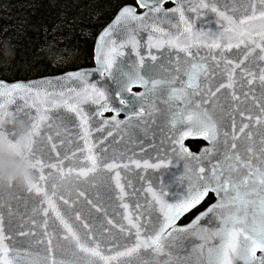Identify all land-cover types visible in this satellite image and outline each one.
<instances>
[{
    "label": "snow or ice",
    "instance_id": "snow-or-ice-1",
    "mask_svg": "<svg viewBox=\"0 0 264 264\" xmlns=\"http://www.w3.org/2000/svg\"><path fill=\"white\" fill-rule=\"evenodd\" d=\"M165 2L166 0H136L135 6H123L114 26L106 29L100 36L96 55V62L99 66L97 71L101 75L113 79L115 90L111 97L95 84H88L85 78L89 73L85 72L72 73L65 78L81 82L79 90L69 88L67 93L63 90L59 92L36 90L34 92L35 100L39 101L38 104L34 102L32 105L36 108L37 116L26 130L27 142L24 150H21L17 143L20 133L14 128L5 130L2 125L4 118L10 115L7 105L13 102L14 95L19 93L33 95V87L20 84L6 87L4 84H0V141L6 140L8 149L18 158L26 159L31 169L39 168L41 173L38 177L39 182L31 183L27 189L42 197L43 203L48 206L41 209L46 218L43 225L46 229L50 227L47 217L51 210L55 214V219L59 221V225H55L54 222L51 226L52 231L56 233V238L59 239V236L62 235L63 240L70 241L80 253L98 257L99 260L108 264L109 261L117 257L132 256L140 249H151L157 256L165 257L158 261V264H181L178 259L174 261L170 251V240L174 238L173 233L191 231L192 234H196L198 231L200 233L198 239L203 241L195 249L199 264H264V139L260 140L256 148L258 155L255 161L251 156L247 159L242 158L241 153L237 151L238 145L235 143L240 138V134L245 133V129H250V123L253 120L255 124L264 125V64H259V71L256 72L253 71V67L245 63V61H249V57H252L253 61H264V0H242L243 16L238 20H234L232 16L218 10L215 6L218 0H208V2L196 0L195 6H193V0H175L177 7L170 10L163 8ZM186 3L188 8L184 7ZM210 5H212L211 11L216 13L221 21H226L227 26H223V31L216 33H194L189 19L186 18V12L198 14L199 9H207ZM137 6L147 11L138 15ZM169 13L172 14V17L178 16L180 24L184 26L179 35L166 32L158 24V21H162V19H171ZM132 22L138 23L132 26ZM115 25H121V28L119 33L113 37L116 30ZM177 28L179 30V25ZM138 29L149 32L147 43L144 45H141L135 35ZM202 37L208 38L202 39ZM165 45L177 51L167 54L164 61L155 65L156 69H164L169 72L166 78H158L152 74L153 64L146 65L140 48H148V57L150 61L155 62L157 56L152 54L151 49H160ZM241 45L245 47L241 52L233 54L235 58L226 55V52L233 48L239 49ZM128 46H131L136 53L137 60L133 61L131 65L125 66L123 61L118 63L117 58L124 55L123 49ZM192 48H196L197 51L193 52ZM200 48L208 49L204 59H197L200 55ZM214 50H219V52L216 53ZM180 53L184 55L181 56ZM161 55L165 54L161 53ZM173 56L176 58L173 59ZM241 56L242 59L239 58ZM209 59L213 61L212 64L208 63ZM238 69L245 84L252 85L254 81L259 80L261 98H254L253 101L252 106L258 111L255 118L248 107L243 108L239 115L245 117L249 122L245 123L244 120H241L237 132L235 131V120H232L233 131L229 132L224 130V125L221 122L222 117L221 121H218L212 114L213 109L204 106L206 103L204 86L211 82L208 79L209 73L221 70V79L211 82L214 83V88L208 89L207 95L215 97L222 89H234L237 83L235 75ZM134 87H142L144 92L133 93ZM249 92H251V88H249ZM127 94H131L132 99H129ZM223 94L228 95L229 93ZM231 95L233 99H239L234 92ZM244 95L247 98V93ZM197 96L200 97L199 102L195 99ZM24 98V96L21 97V99ZM156 101L166 106L168 131L171 134V139L167 136L165 139L173 145L172 151L178 152L179 156L185 159V175L188 177V184L182 193H172L171 195L163 189L159 192L154 191L153 187L149 185L147 192L151 194L153 203L159 206L161 215L149 221L150 227L146 232H142L144 225L140 223V216L129 213L127 211L128 204L123 203V198L127 193L124 185L120 182L121 172L118 169H129L130 164L135 168L158 169L165 166V163L163 161L149 163L148 160L141 162L139 159L126 158L123 154L111 153L103 148L97 154L94 151L97 146L102 144L106 137L113 136L111 127H119L121 122L115 117L111 120L101 119L98 122L91 120L92 113H86L82 105L98 104L99 107L94 113L98 117H103L105 112H115L118 116L121 108L113 107V104L118 102L127 110L129 114L127 123H131L134 119L139 120L148 112L145 104L152 105V110H156ZM60 107L75 113L79 119L81 139L84 141L83 150L86 151L83 160L87 161L86 164L78 163L74 167L69 166L66 170L62 166L63 160L43 163L40 159L32 158L34 156V138L41 135L42 123L49 120L50 110ZM105 127H108L106 133ZM93 129L104 133L96 138L95 144L91 143ZM229 136L232 140L230 144L228 143ZM188 137L207 140L212 148L205 149V154L215 151L218 154L216 156L217 163L212 164L210 168L202 164L189 167L192 160H200V157L193 156L184 148L183 141ZM246 138L252 141L251 130L246 134ZM48 140L49 143H52L51 136L48 137ZM176 145L179 148L175 147ZM52 150H56L55 143H52ZM246 151L251 153L253 148L249 147ZM64 159L71 158L65 155ZM124 159H127L128 163H124ZM45 167L58 172L60 180L71 177L73 173L76 178H87L90 174L101 170L113 173L114 177L109 176L108 180L115 179V188L119 190L116 195L121 200V206L126 210L124 219L128 221L127 229L121 225L120 232L134 230V235L129 238V243L117 247L114 256L102 255L100 243L92 238L95 234L84 232L82 236L79 231L74 229L73 224L69 223V219H66L65 215H62L61 211L57 209L55 198L58 196L56 191L58 185L52 183L50 190L43 187V182L47 181V177L43 174ZM94 182L95 180L89 181V183ZM210 191L219 197L217 203L197 217L191 229L178 228L176 222L181 216L202 202ZM78 196L86 197L85 191L80 190ZM59 199H62L65 205L70 206V200L65 198L63 192L59 193ZM86 203L95 207L97 212L101 211L91 198H86ZM209 214L211 215L209 216ZM205 216H208L209 226L201 227L200 220ZM213 218L219 221L215 226L211 224ZM74 219L80 221L83 229H89V224L81 219L79 213L75 214ZM107 223L112 225L113 221L108 220ZM60 226L63 228L62 233L59 231ZM30 231L31 229L29 231L23 229L22 222L14 223L9 219L6 224L4 215L0 214V264H79V261L69 262L59 258L58 253L61 252L63 246L61 249L54 248L53 237L49 235L48 231L42 234L43 237H47V240L37 238L35 241L37 244L45 245L42 252L33 250L31 247L22 248L19 246V242L13 243L15 236H25ZM213 241L218 242L213 243ZM257 252L261 255L257 256Z\"/></svg>",
    "mask_w": 264,
    "mask_h": 264
},
{
    "label": "water",
    "instance_id": "water-1",
    "mask_svg": "<svg viewBox=\"0 0 264 264\" xmlns=\"http://www.w3.org/2000/svg\"><path fill=\"white\" fill-rule=\"evenodd\" d=\"M208 2V0H205ZM196 0H193V6H195ZM242 0H218L215 6L220 11H224L225 14L232 16L234 20L242 18L243 11L241 7ZM169 6V7H167ZM211 6L207 9H199V13L196 12H186V18L189 19L194 33H216L218 31H223V26H227L226 21H221L216 13L211 11ZM177 7L175 0H166L163 3V8L165 10L174 9ZM188 8V4L184 5ZM122 10V9H121ZM120 10V11H121ZM116 14L114 19L103 29V31L98 35L95 48H94V66L86 69H80L76 71L67 72L61 75L44 77L40 79H34L30 81H17V82H6L1 81L0 84H4L6 87H13L17 84L24 86L33 87V95H26L24 93H19L14 95L13 102L7 105L10 115L4 118L3 129L11 130L16 129L20 136L27 130L31 123L35 121L37 116L36 108L33 107V103H39L38 100L34 98V92L36 90L40 91H54L59 92L63 90L65 93L68 92L69 88H76L79 90L81 87V82L72 81L65 79L69 74L77 72L89 73L85 78L88 84H95L99 89L105 90L109 97L112 96L115 90V84L112 78L105 75H101L97 68L99 67L96 62L97 49L99 47V38L109 27L114 26V22L118 17ZM147 11L146 9L136 7L137 14H141ZM171 19H162L158 21L160 27H162L166 32H171L173 34L179 35L183 31V24H180L179 17H172L169 13ZM138 22H132L134 26ZM179 25V30L177 28ZM131 27V26H130ZM121 25H115V31L113 37H115L120 31ZM138 40H140L141 45L147 43V38L149 35L148 31L143 29H138L135 32ZM208 37H202V39H207ZM119 42V41H118ZM244 45L241 48H233L226 52V55L233 57L234 53H239L244 49ZM124 55L117 58V62L123 61L125 66L131 65V63L137 60L136 53L132 50L131 46L123 49ZM149 49L146 47L140 48L141 55L145 58L146 65L152 63L154 66L153 75L158 78H166L169 72L164 69H156L155 65L160 64L165 60V56L169 53H175L177 50L173 48L164 47L160 49L152 48L151 52L153 55L157 56L155 62L150 61L148 57ZM193 52H196V48H192ZM216 53L219 50H214ZM200 55L197 59L206 58L208 49L200 48ZM161 53L165 55L162 56ZM183 56V53H180ZM255 55V54H253ZM173 59L176 57L173 56ZM235 58V57H233ZM242 59V56L239 57ZM191 59V58H190ZM209 64L213 61L208 60ZM250 67H253V71H259V64H264V61H253L252 57H249V61H245ZM143 74V70H142ZM208 79L211 82H216L221 79V70H217L215 73H209ZM237 81L234 89H222L220 93H217L215 97L207 95V90L214 88V83H209L204 86V96H205V107L213 109V116L218 121H221L224 125V130L232 132L231 127L232 120H235V131L241 125V120L245 123L249 121L245 117H241L239 112L248 107L251 111L253 118L258 114V111L253 108L254 98H261V85L259 80L254 81L252 85H247L243 82L240 77V70L238 69L235 75ZM247 79V77H244ZM52 82V83H46ZM59 82V83H57ZM251 88V92H249ZM133 93H142L144 89L142 87H134L132 89ZM229 93L224 95L223 93ZM235 93L239 97L238 100L232 98V93ZM244 93H247V98ZM24 96V99L21 97ZM129 99H132L131 94H127ZM197 102H199L200 97H195ZM27 100V103H25ZM215 101V103H213ZM19 106V107H18ZM86 113H92L90 117L91 120L96 122L101 119L111 120L115 117L119 120L121 124L119 127H111L113 136H108L102 144H99L94 150L97 154L100 150L106 149V151L116 154H123L126 158L139 159L141 162L148 160L149 163H160L163 161L165 166L158 169L154 168H135L134 165H129V169H118L121 172L120 182L125 187V192L127 193L123 198V203L128 204L127 211L133 215L140 216V223L144 225L142 232H146L150 227L149 221L153 220L155 217L160 216L159 206L155 205L152 200V196L147 192L149 185L153 187L154 191L159 192L161 189L168 192L170 195L172 193L180 194L186 188L188 184V177L185 175V159L181 158L178 152H173V145L169 144L168 140L165 139L167 136L171 139V134L168 131L167 124V113L165 111V105L159 101L155 102L156 110H152L153 106L150 104H145L148 112L141 117L139 120H133L131 123H127L129 119V114L127 110L124 109L123 105H119L118 102L113 104V107L121 108V112L116 116L115 112H105L103 117L95 116V110L99 107L98 104L94 105L91 103L82 105ZM49 120L42 123L40 132L41 135L34 138L33 145V159H40L43 163H54L63 160V167L65 170L69 166H76L78 163L86 164L87 161L83 160L86 155L84 149V141L81 139V128L79 127V119L75 116V113L68 112L63 107L55 108L49 111ZM182 127V126H179ZM251 130L252 141L246 138V134ZM108 131V127H105V133ZM104 135V133L92 130V140L91 143H96V138ZM52 137V143L56 144V150H52V143H49L48 137ZM202 138L188 137L183 141L184 148L188 152L192 153L195 157H200V160H192L188 165L189 167L195 164L207 165L209 168L212 164L217 163L216 156L218 155L215 151L205 154V149L212 148V145L207 141L208 144L199 153L191 152L186 142L189 140H195ZM261 139H264V125H258L250 123V129H245L244 134H240V138L235 141L238 145L237 151L241 153V156L246 155L251 156L252 160L255 161L257 158L256 148L259 145ZM232 142L231 137H228V143ZM255 142V143H253ZM175 147L179 148L178 145ZM252 147L253 151L251 153L247 152L246 149ZM10 153L15 157L17 162L20 159L13 152L9 150ZM59 153V155H58ZM67 155L71 159H64ZM190 159V158H189ZM247 159V158H244ZM211 161V162H210ZM124 163H128L127 159H124ZM35 180L34 182H39L38 177L41 174L39 168L32 169ZM43 174L47 177V181L43 182V187L46 190H50L52 183L58 185L56 191L58 196L55 198V203L57 209H59L62 215H65L66 219H69V223L73 224L74 229L80 232L83 236L84 232L94 233V239L100 243V250L102 255H115L116 248L120 245L129 243V238L134 235V230L132 232L125 231L120 232V226L123 225L127 229L128 221L124 219L125 209L121 206V200L119 199L118 189L115 188V179L111 181L108 180L109 176H113V173H107L106 170L98 171L97 173L90 174L87 178H76L75 173L71 177L65 180H60L59 173L53 169L45 167L43 169ZM95 180L94 183H89V181ZM110 184V187L108 185ZM70 185V187H69ZM80 190L85 191L86 197H79L78 193ZM63 192L65 198L70 200V206L65 205L62 199H59V193ZM212 193L216 202L219 197L214 192ZM208 193V194H209ZM207 194V195H208ZM207 197V196H206ZM203 199V201L206 199ZM86 198H91L93 203L98 206L101 211L97 212L96 208L92 205L86 203ZM39 201V203H38ZM202 201V202H203ZM198 205L191 208L188 212L181 216V218L176 222V226L192 228V225L196 218H194L187 225H179L181 219L186 216L190 211L197 208ZM47 204L43 203V198L37 196L34 192H29L27 188L13 186L7 192L0 191V214L4 215L5 223L11 219L14 223L22 222V227L25 231H31L25 236H15L13 243L19 242V246L22 248L31 247L33 250L43 251L45 245L37 244L35 241L37 238H43L47 240V237H43L42 234L48 231L49 235L53 237V247L56 249H61L58 253L59 258L66 261H79V264H105V261L99 260L98 257H91L87 254L80 253L74 248V245L70 241H64L63 236L60 235L59 239L56 238V233L52 231L51 226L55 222V225H59V221L55 219V214L49 210V216L47 217L49 228H45L43 225L44 219H46L41 211L42 208H47ZM219 211V210H218ZM206 212V211H205ZM204 212V213H205ZM79 213L81 219L89 224V229H83L80 221H75V214ZM203 214V213H202ZM211 214H209L210 216ZM108 220H112L113 224L109 225ZM219 221L215 218L211 221V224L215 226ZM201 227H208V216L200 220ZM7 231V229H6ZM59 231L62 233V226L59 227ZM200 233L197 231L196 234L192 232H182L173 233L174 238L170 240V251L173 254L174 261L178 259L181 264H199L197 257V252L195 249L203 241L198 239ZM218 241H213L217 243ZM115 245V247H114ZM123 250V249H121ZM261 253L257 252V256ZM83 258V259H81ZM165 257L157 256L155 252L151 249H140L137 253L132 256L127 257H117L114 260L108 262V264H158V261L163 260Z\"/></svg>",
    "mask_w": 264,
    "mask_h": 264
},
{
    "label": "trees",
    "instance_id": "trees-1",
    "mask_svg": "<svg viewBox=\"0 0 264 264\" xmlns=\"http://www.w3.org/2000/svg\"><path fill=\"white\" fill-rule=\"evenodd\" d=\"M125 5L136 0H0V80L93 67L98 35Z\"/></svg>",
    "mask_w": 264,
    "mask_h": 264
},
{
    "label": "clouds",
    "instance_id": "clouds-1",
    "mask_svg": "<svg viewBox=\"0 0 264 264\" xmlns=\"http://www.w3.org/2000/svg\"><path fill=\"white\" fill-rule=\"evenodd\" d=\"M27 142L26 131L18 139L21 150ZM35 180L32 169L26 159H15L9 152L7 141H0V191L7 192L13 186L28 188Z\"/></svg>",
    "mask_w": 264,
    "mask_h": 264
},
{
    "label": "flooded vegetation",
    "instance_id": "flooded-vegetation-1",
    "mask_svg": "<svg viewBox=\"0 0 264 264\" xmlns=\"http://www.w3.org/2000/svg\"><path fill=\"white\" fill-rule=\"evenodd\" d=\"M186 145L190 149L191 152L199 153L204 147H206L208 144L203 139H195V140H189L186 142ZM242 158H248L246 155H243ZM216 202V198L212 193H209L206 197V199L195 209L190 211L186 216H184L179 225H187L189 224L194 218H196L198 215L204 213L210 206H213V204ZM188 220L187 223H183L184 220Z\"/></svg>",
    "mask_w": 264,
    "mask_h": 264
}]
</instances>
